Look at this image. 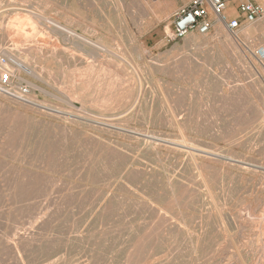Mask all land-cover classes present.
Wrapping results in <instances>:
<instances>
[{
    "label": "rangeland",
    "instance_id": "1",
    "mask_svg": "<svg viewBox=\"0 0 264 264\" xmlns=\"http://www.w3.org/2000/svg\"><path fill=\"white\" fill-rule=\"evenodd\" d=\"M188 1L0 0V264H264V18Z\"/></svg>",
    "mask_w": 264,
    "mask_h": 264
},
{
    "label": "built area",
    "instance_id": "2",
    "mask_svg": "<svg viewBox=\"0 0 264 264\" xmlns=\"http://www.w3.org/2000/svg\"><path fill=\"white\" fill-rule=\"evenodd\" d=\"M262 18L264 7L255 0H189L174 12L169 37L173 41L180 40L192 31L206 35L216 23L235 33ZM257 54L264 58V49ZM0 90L14 97H25L29 93L28 84L23 81L13 88L10 71L0 73Z\"/></svg>",
    "mask_w": 264,
    "mask_h": 264
},
{
    "label": "bare ground",
    "instance_id": "3",
    "mask_svg": "<svg viewBox=\"0 0 264 264\" xmlns=\"http://www.w3.org/2000/svg\"><path fill=\"white\" fill-rule=\"evenodd\" d=\"M160 1H161V0H160ZM175 1H176V0H175ZM166 3H167V2H166ZM0 21H1V20H0ZM47 21H48V20H47ZM1 23H2V22H1ZM48 23H49L51 26L59 27V26H58L56 23H54V22L52 23L51 21H48ZM248 27H249V25H248ZM253 29H254V28H253ZM65 31H66L68 34H70V35H74V33H73L72 31H70V30L65 29ZM80 39H81V38H80ZM86 39H87V38H86ZM86 41H87V40H86ZM88 43H89V42H88ZM12 59H13V58H12ZM15 60H16L15 63H16V65H17L18 70L20 69V70L28 71V68H27L28 66H25L26 63H25V65H24L22 62H19L18 59H15ZM6 66H8V65H6ZM4 67H5V66H4ZM88 67H89V66H88ZM7 68H8V67H7ZM8 69H9V68H8ZM0 70H1V69H0ZM10 71H12V70H10ZM15 98H16V97H15ZM23 100H27V99L22 98V101H23ZM58 114H59V113H58ZM65 115H66V114H65ZM73 117H74V116H73ZM116 122H118V121H116ZM106 127H107V126H106ZM145 137H146V136H145ZM159 140H160V139H159ZM183 141H184V140H183ZM185 144H186V143H185ZM185 144H184V145H185ZM167 145H169V144H167ZM178 145L180 146V144H178ZM173 146H174V144H173ZM181 146H182V145H181ZM181 146H180V147H181ZM150 147H151V146H150ZM180 147H179V148H180ZM172 148H174V147H172ZM185 148H186V147H185ZM187 148H188V147H187ZM187 148H186V149H187ZM181 149H182V148H181ZM186 149H185V150H186ZM191 149H192V148H191ZM194 149H195V148H194ZM197 149H198V148H197ZM165 150H166V149H165ZM202 150H204V149H202ZM187 151H188V150H187ZM188 152H189V151H188ZM200 152H201V151H200ZM204 152H205V151H204ZM206 152H207V151H206ZM201 153H202V152H201ZM208 153H209V152H208ZM208 153H207V154H208ZM205 154H206V153H205ZM205 154H204V155H205ZM210 154L213 155L212 153H210ZM195 159H199V160H200V158H195ZM224 159H225V158H224ZM202 160H203V159H202ZM225 160H226V159H225ZM232 161H233V160H232ZM201 162H202V161H201ZM203 162H204V161H203ZM196 163H198V162H196ZM235 163H236V162H235ZM195 165H196V164H195ZM132 171H133V170H132ZM134 172H135V171H134ZM143 173H144V172H143ZM146 174H147V173H146ZM144 175H145V174H144ZM168 182H169V181H168ZM145 187H146V186H145ZM163 188H165V187H163ZM184 191H185V190H184ZM180 194H181V193H180ZM131 198H133V197H131ZM156 198H157V197H156ZM100 199H101V198H100ZM139 200H140V199H139ZM141 200H142V199H141ZM144 201H145V200H144ZM157 201H158V200H157ZM155 202H156V201H155ZM97 203H98V202H97ZM101 203H102V202H101ZM150 204H151V203H150ZM158 205H159V204H158ZM145 207H146V206H145ZM163 207H164V206H163ZM165 207H166V205H165ZM104 208H105V207H104ZM146 208H147V207H146ZM147 209L149 210V208H147ZM168 209H169V208H168ZM152 214H153V213H152ZM156 215H157V214H156ZM164 215H165V214H164ZM100 217H101V216H100ZM156 217H157V216H156ZM164 218H165L164 220H166V217H164ZM167 218H168V217H167ZM153 219H154V217H153ZM158 219H159V218H157V220H158ZM160 219H162V217H161ZM160 219H159V220H160ZM157 220H156V221H157ZM159 220H158V221H159ZM145 222H146V220H145ZM165 223H166V222H165ZM146 224H147V223H146ZM155 224H156V223H155ZM166 224H167V223H166ZM155 226H156V225H155ZM161 226H163V225H161ZM161 226H160V228H161ZM242 226H243V225H242ZM132 227H133V226H132ZM152 228H153V227H152ZM152 228H151V229H152ZM160 228H159V229H160ZM149 229H150V227H149ZM147 230H148V229H147ZM147 230H145V231H147ZM156 230H157V229H156ZM154 232H155V231H154ZM144 233H145V232H144ZM147 233H149V232H147ZM147 233H145V234H147ZM150 233H151V231H150ZM156 233H157V232H156ZM158 233H159V232H158ZM164 233H165V232H164ZM164 233H163V234H164ZM26 234H27V233H26ZM26 234H25V235H26ZM151 234H152V233H151ZM147 235H148V236H146V237L149 238V234H147ZM155 235H156V234H155ZM3 236H4V235H3ZM150 236H152V235H150ZM156 236H157V235H156ZM238 236H239V235H238ZM10 237H11V236H10ZM20 237H21V236H20ZM20 237H18V238H20ZM22 237L25 238L23 235H22ZM26 237L28 238L27 235H26ZM136 237H137V236H136ZM197 237H198V236H197ZM1 238H2V237H1ZM1 238H0V239H1ZM15 238H17V237H15ZM15 238H14V239H15ZM23 238H22V240H23ZM27 238H26V239H27ZM34 238H35V237H34ZM137 238H139V237H137ZM152 238H153V237H152ZM156 238H157V237H156ZM29 239H30V237H29ZM140 239H142L141 236H140ZM140 239H139V240H140ZM154 239H155V238H154ZM7 240H9V239L7 238L6 241H7ZM10 240H11V238H10ZM10 240H9V241H10ZM12 240H13V239H12ZM12 240H11V241H12ZM24 240H25V239H24ZM24 240H23V241H24ZM27 240H28V239H27ZM237 240H238V239H237ZM263 240H264V239H263ZM4 241H5V240H4ZM137 241H138V240H137ZM137 241H136V242H137ZM229 241H230V240H228V242H229ZM232 241H233V240H231V242H232ZM12 242H13V241H12ZM14 242H15V241H14ZM24 242H25V241H24ZM134 242H135V241H134ZM138 242H139V241H138ZM231 242H230V243H231ZM233 242H234V241H233ZM21 243H22V242H21ZM151 243H152V242H151ZM15 244H16V243H15ZM19 244H20V243H19ZM125 244H126V243H125ZM135 244H137V243H135ZM162 244H163V243H162ZM232 244H233V243H232ZM11 245H12V244H11ZM11 245H10V246H11ZM20 245H21V244H20ZM8 246H9V245H8ZM18 246H19V245H18ZM134 246H135V245H134ZM12 247H13V246H12ZM20 248H21V247H20ZM132 248H134V247H132ZM169 248H170V247H169ZM18 249H19V247H18ZM18 249H17V250H18ZM128 249H129V248H128ZM196 249H197V248H196ZM166 250H167V249H166ZM177 250H178V249H177ZM140 251H141V250H140ZM149 251H150V250H149ZM14 252H15L14 254H16L17 251L15 250ZM18 252H19V251H18ZM20 252H21V251H20ZM20 252H19V253H20ZM128 252H129V251H128ZM134 252H135V251H134ZM238 252H239V251H238ZM258 252H259V251H258ZM149 253H151V252H149ZM215 254H216V253H215ZM239 254H240V253H239ZM239 254H238V255H239ZM132 255H133V254H132ZM132 255H131V256H132ZM192 255H193V254H192ZM208 255H210V254H208ZM259 255H260V254H259ZM164 256H165V255H164ZM239 256H240V255H239ZM260 256H262V255H260ZM158 257H159V256H158ZM170 257H171V256H170ZM210 257H211V256H210ZM250 257H252V256H250ZM263 257H264V255H263ZM13 258H14V257H13ZM18 258H19V257H18ZM20 258H21V256H20ZM20 258H19V259H20ZM154 258H155V257H154ZM162 258H165V257H162ZM188 258H189V257H188ZM14 259H15V258H14ZM126 259H127V258H126ZM212 259H213V258H212ZM238 259H239V258H238ZM258 259H259V257H258ZM260 259H261V258H260ZM21 260H22V259H21ZM221 260H222V259H221ZM128 261H129V260H128ZM256 261H257V260H256ZM263 261H264V260H263ZM136 262H137V261H136ZM146 262H147V260L145 261V263H146ZM219 263H220V262H219ZM239 263H240V262H239ZM146 264H147V263H146Z\"/></svg>",
    "mask_w": 264,
    "mask_h": 264
},
{
    "label": "crops",
    "instance_id": "4",
    "mask_svg": "<svg viewBox=\"0 0 264 264\" xmlns=\"http://www.w3.org/2000/svg\"><path fill=\"white\" fill-rule=\"evenodd\" d=\"M188 1V0H187ZM255 1H257V0H255ZM187 2H183V4L182 5H184V4H186Z\"/></svg>",
    "mask_w": 264,
    "mask_h": 264
}]
</instances>
